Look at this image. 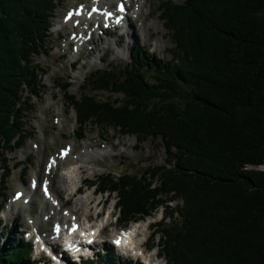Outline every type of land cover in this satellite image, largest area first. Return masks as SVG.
<instances>
[{
    "label": "trees",
    "instance_id": "obj_1",
    "mask_svg": "<svg viewBox=\"0 0 264 264\" xmlns=\"http://www.w3.org/2000/svg\"><path fill=\"white\" fill-rule=\"evenodd\" d=\"M61 1L0 0L1 202L10 154L32 138V103L48 73L35 58L46 52ZM162 9L175 52L168 66L135 49L124 70L91 73L80 96L58 86L78 114L80 138L94 124L165 147L153 174L107 173L91 186L116 195L124 227L166 208L158 234L168 264H264V0H165ZM1 240L0 264L32 259L30 244ZM99 257L85 264H133Z\"/></svg>",
    "mask_w": 264,
    "mask_h": 264
},
{
    "label": "rangeland",
    "instance_id": "obj_2",
    "mask_svg": "<svg viewBox=\"0 0 264 264\" xmlns=\"http://www.w3.org/2000/svg\"><path fill=\"white\" fill-rule=\"evenodd\" d=\"M91 0H62L57 6L55 12V18L53 20L52 28V38L46 47V52L35 58V62L39 64L48 74L43 79V84L45 88L43 93L38 99H35L33 104V109L35 113L30 116L31 124V134L32 138L25 144L24 148L10 154V165L12 167V175L8 178L5 186L6 198L3 201L4 208L0 213V233L2 234L1 245H6L8 243H13L15 238H18L23 231H34L33 226L28 223L30 219H36L35 211H33L32 206H30V214L26 212L25 209H16V214L9 215L7 217L8 204L14 200L15 192L19 190H27L30 186L31 180L39 175V179L44 180L45 174L44 170L46 168L47 162L51 156H59L61 148H66V146H71L73 149L72 158L79 154L85 144L90 142V139L102 137H108L110 142L105 148H110V154L108 156L101 157L98 161L93 164L87 165V171L82 174L78 170L77 164H67V167H61L57 169L50 178L52 179L53 186L51 190L59 195V199L63 201L65 211L73 210L77 207L81 209L79 219L81 222L86 223L87 218H91L96 226H103L106 222L114 224L116 218L119 216V211L116 206V195H97L94 188H89L90 181H96L99 176L105 173H110L116 176H121L123 174H137L147 176L153 174V167L164 164L166 161V151L162 139L149 138L143 141H138L136 137L125 136L121 134L118 130L112 128H101L88 124L84 126L85 139L81 141L78 139L76 133L79 131V126L76 122L78 116L74 107L72 109L65 102L64 93L58 88L61 84L69 83L71 88L69 93L72 95L80 96L83 91V87L86 86V80L89 78L90 74L98 69L105 68H126L129 62L132 60V44L133 42L127 44L128 38H121L120 41L122 47L116 45L117 39L115 37L104 38L102 42L96 40L97 45L95 50L92 51V44L87 45L86 53L91 55L89 58H81L77 61L75 55V48L73 50L67 51V56L65 57L67 41L71 34H77L80 30H73L71 25L70 28H62L60 33L57 32L59 26L57 25L61 22L65 11L69 7H75L77 4L90 2ZM165 0H154L152 13L155 17L153 22L156 25L148 31L150 26L147 27V36L152 38L153 33L157 35L163 43L162 47L155 49L154 43L157 40H151L144 38L141 35V40L139 44L146 48L152 55V58L159 65L170 64L173 57L175 56L174 44L172 41L171 34L165 27L164 21L162 20L161 6ZM116 3L113 2V6ZM133 12L137 9V5L133 4ZM157 30L159 32H157ZM152 32V33H151ZM140 33V32H139ZM95 41V40H94ZM158 40V45L159 44ZM137 43V44H138ZM127 44V46H126ZM114 49V52L109 53L108 50ZM124 52V53H122ZM115 53V54H114ZM64 54L63 59L60 57ZM121 54V55H120ZM76 59V61H75ZM137 67L144 66L138 64ZM155 73V72H154ZM153 75L148 76L149 80L153 81ZM154 78L158 79V76L154 75ZM98 98H108L111 94L109 93H97ZM50 103V104H49ZM49 104V108H47ZM47 108V111H45ZM62 120H65V126H61ZM64 135V136H63ZM62 136V137H61ZM113 141V142H112ZM104 143V141H103ZM76 146V147H74ZM104 147V146H103ZM95 148L94 151H100L101 153L97 156L104 155V148ZM116 148L115 150H112ZM93 153L91 150H87ZM66 162V161H65ZM16 164H22L19 167ZM258 169L264 170V167H259ZM67 175L71 181L67 190L59 183L58 178L62 175ZM81 188L82 193L74 195L76 188ZM74 195V196H73ZM37 204H41L42 197L40 191L34 196ZM92 201L93 204H89ZM1 202V201H0ZM7 202V203H6ZM98 203H102L97 207ZM181 201H173L172 206H177L181 204ZM96 206V207H95ZM29 207V205H28ZM32 210V211H31ZM65 211H62L64 214ZM99 212L103 213V217H97ZM165 208L158 209L150 217L136 225L137 229L134 230V237L132 241L134 243H145V245L151 249L153 252L146 256L145 259L133 261L137 264H166V261L156 260L154 254L159 253L160 247V234H158L159 227L158 223L163 221V217L167 214ZM110 216V218H109ZM169 218V217H167ZM170 219L166 221L169 222ZM165 222V220H164ZM55 223L54 220L47 222L43 220L41 222V228L43 229L44 235L50 230L51 224ZM150 225V228L148 227ZM131 227V226H129ZM148 227V228H147ZM6 232V233H4ZM108 235H115L114 227H110L107 232ZM14 234V236H13ZM18 235V236H15ZM11 237V239L9 238ZM23 239H27L24 237ZM21 238H19L20 241ZM9 241V242H8ZM111 254L113 253L116 258H121L122 261L129 260L125 256H122L118 250L110 246ZM95 251L101 252L100 248ZM32 252L35 253L34 248ZM125 252V251H123ZM33 257H37L34 254ZM96 258V257H95ZM28 263H32L29 261ZM27 262L20 261L19 264H28ZM38 264H44L42 261Z\"/></svg>",
    "mask_w": 264,
    "mask_h": 264
},
{
    "label": "bare ground",
    "instance_id": "obj_3",
    "mask_svg": "<svg viewBox=\"0 0 264 264\" xmlns=\"http://www.w3.org/2000/svg\"><path fill=\"white\" fill-rule=\"evenodd\" d=\"M113 1H115L117 3L119 0H101L99 4L103 8L107 9V8H110L112 6ZM133 3H135L137 5V9L134 11V15L130 16L132 18V20H131V23H130L129 28L127 30V32H128V42H127V44L133 42V44H132V50H133L134 48L137 47V43L139 42V40H141L140 36L143 35L144 38L148 39L149 41L157 40L154 43L155 49H157L158 47H162L164 42H162L161 37L158 39L157 35L154 34V33H153V37L152 38L147 36V27L146 26H148V25L150 26V28L148 29V31L150 32V30L156 25V22H153V20H155L158 8L155 6V4L153 5L154 0H134L132 3H130L128 8L130 6H132ZM153 6H155L157 8L155 16H153V13H152ZM89 25H90V22L87 23V27ZM63 27L67 28L68 25H64ZM83 29H85V28L83 27ZM88 30H91V29L89 28ZM157 32H159V31L157 30ZM158 40L160 41L159 42L160 45H158ZM99 42H101V40H99ZM96 44H97V42H96ZM127 44H126V46H127ZM116 45H119V46L122 47V44H121V41L119 40V37L117 38ZM108 52L109 53H111V52L113 53L114 49L113 50L109 49ZM91 53L92 52L87 54V53H84V52L79 51V50L77 51V55L78 56H82V57H86V58L89 57L91 55ZM122 53H124V52H122ZM63 57H64V54L60 57V59H63ZM143 65H144V63H143ZM49 104H48L47 108H49ZM47 108H46L45 111H47ZM61 126L62 127L65 126V120H62ZM96 138L90 139V142L85 144V146L83 147L85 150L84 151L82 150L79 154L75 155L73 158H72V156L74 154H70L69 157H66L65 159L59 160L57 162L56 166H54V170L58 169L60 166L67 167V164H70V165L77 164L79 172L82 173V174H85V172L87 171V169H86L87 165L93 164L94 162L98 161L99 157H104L105 158L106 156H108L110 154V148L105 149L108 146V144L110 142V139L108 137H102L99 140H97ZM103 141H104V143H103ZM74 147H76V146H74ZM95 147H98V148H102L103 147L104 148V152H102V153L104 155L97 156V155H99L101 153L100 151H94L93 153H90V152L87 151L89 149L93 150ZM115 149L116 148H114L112 150H115ZM63 160H65L66 162H62ZM38 178H39V175L37 174L35 179L37 180ZM36 180H34V181H36ZM58 181L63 186V188L65 190H67L68 187H69V184L71 183L72 180H70V178L67 175L65 176L63 174L62 176H60L58 178ZM52 185H53V183H52ZM20 191H22V190H20ZM25 198L26 197H24L21 201H23ZM28 198H30V203L28 204L29 207H27L25 205H22L21 202H18V201L15 202V203L10 202L8 204V208L6 209L7 217L9 215H13L14 216L16 214V209H19V210L25 209L26 212L29 213V216H31V214H30V206H32L33 211H35L36 216H38L36 219H33V218L30 219L31 217H29V219H28V223L30 225H32L33 228L41 229V222L43 220H48V221L55 220L56 222H61V221L64 222L65 221L64 222L65 224L66 223H70L68 228L73 227V225L81 222L79 220V221H75V222H73L71 224V218L73 216H77L78 218L80 216L79 214L81 212V209H79L77 207L73 208V210H69L70 216H68V217H67V215H63L62 214V210H64L62 208L65 207L64 204H63L64 202L59 199V195L57 193H55L54 191L52 193V198L49 199V200L48 199H43L41 204H37L36 203L37 201L34 199V196H30V197L28 196ZM89 204L90 205L93 204L92 201ZM101 204L102 203H98L97 207H99ZM99 213H101V212H99ZM99 213L97 214V217H100ZM148 227L150 228V225ZM40 232L43 235L42 229L40 230ZM9 238L11 239V237H9ZM42 239H47V237L43 235ZM2 240H1V242H2ZM45 241H46L45 242L46 245L49 246L51 244V241H48V240H45ZM141 244H142V242L139 243V244L138 243L136 244L133 241H131V244H130L129 243V239H126V241H125L124 245L122 246V248L126 249L129 246L131 249H134L135 246L138 247ZM102 249L108 250L109 248L108 247H103ZM134 250L138 251V248H135ZM142 252L143 251H140V250H139V252H136L135 257H138L139 255H141V258L145 259L146 256L143 255ZM154 256H155V254H154ZM98 258L101 260L100 257H98ZM85 263L86 262H83L81 264H85ZM95 263H97V262H95ZM98 263H100V261H98Z\"/></svg>",
    "mask_w": 264,
    "mask_h": 264
},
{
    "label": "snow or ice",
    "instance_id": "obj_4",
    "mask_svg": "<svg viewBox=\"0 0 264 264\" xmlns=\"http://www.w3.org/2000/svg\"><path fill=\"white\" fill-rule=\"evenodd\" d=\"M119 10L120 11H123L124 10L123 5L120 6V9ZM117 243H120V241H117Z\"/></svg>",
    "mask_w": 264,
    "mask_h": 264
}]
</instances>
